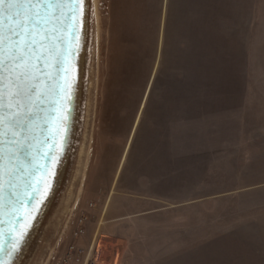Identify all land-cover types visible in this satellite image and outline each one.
<instances>
[{"label":"rangeland","instance_id":"rangeland-1","mask_svg":"<svg viewBox=\"0 0 264 264\" xmlns=\"http://www.w3.org/2000/svg\"><path fill=\"white\" fill-rule=\"evenodd\" d=\"M80 59L70 148L14 264L71 244L72 264H264V0H91Z\"/></svg>","mask_w":264,"mask_h":264},{"label":"water","instance_id":"water-1","mask_svg":"<svg viewBox=\"0 0 264 264\" xmlns=\"http://www.w3.org/2000/svg\"><path fill=\"white\" fill-rule=\"evenodd\" d=\"M54 11L63 40L60 48L68 52L63 65L67 76L63 70L57 76L51 58L47 68L42 61L36 75L45 93L43 101H24V107L15 110V127L7 123L13 114L0 111V264H14L25 247L52 194L74 132L84 23L77 25L79 32L73 37L70 8L62 14ZM45 74L55 79H46ZM60 85L66 91L56 102L52 92Z\"/></svg>","mask_w":264,"mask_h":264},{"label":"snow or ice","instance_id":"snow-or-ice-1","mask_svg":"<svg viewBox=\"0 0 264 264\" xmlns=\"http://www.w3.org/2000/svg\"><path fill=\"white\" fill-rule=\"evenodd\" d=\"M65 7L70 8L72 35L76 37L77 25L90 18L91 0H71L70 4L66 0H0V111L13 114L7 121L13 127L18 123L15 110L24 107V101L35 104L44 99L36 75L42 61L47 68L51 58L57 76L60 70L67 76L63 65L68 52L60 48L63 40L58 35L61 29L56 26L59 18L54 11L62 14ZM45 78L55 79L50 74H45ZM63 91V85L53 90L56 102Z\"/></svg>","mask_w":264,"mask_h":264},{"label":"built area","instance_id":"built-area-1","mask_svg":"<svg viewBox=\"0 0 264 264\" xmlns=\"http://www.w3.org/2000/svg\"><path fill=\"white\" fill-rule=\"evenodd\" d=\"M84 222V219L81 220ZM85 233V229L81 228L77 233V236H81ZM85 251L75 246L74 244L68 245L62 257L58 260V264H72L80 263L84 261Z\"/></svg>","mask_w":264,"mask_h":264},{"label":"crops","instance_id":"crops-1","mask_svg":"<svg viewBox=\"0 0 264 264\" xmlns=\"http://www.w3.org/2000/svg\"><path fill=\"white\" fill-rule=\"evenodd\" d=\"M170 248H172V246ZM190 262H191V260L189 258L188 262L187 263L185 262L183 264H190ZM146 263H148V264H182V261H180V257L169 256V257L165 258V256H162L161 258L156 257V258H154V260H149Z\"/></svg>","mask_w":264,"mask_h":264},{"label":"bare ground","instance_id":"bare-ground-1","mask_svg":"<svg viewBox=\"0 0 264 264\" xmlns=\"http://www.w3.org/2000/svg\"><path fill=\"white\" fill-rule=\"evenodd\" d=\"M84 42V41H83ZM80 61H81V59H80ZM81 64V63H80ZM80 76H81V71H80ZM80 80V79H79ZM75 127V126H74ZM74 133V132H73ZM73 137V136H72ZM72 141V140H71ZM71 144V143H70ZM69 148H70V146H69ZM69 150V149H68ZM67 153H68V151H67ZM67 153H66V155H67ZM66 155H65V157L62 159V161H61V163H60V165H59V170H58V175H57V177H56V182H57V180H58V178H59V175H60V171H61V169H62V166L64 165V162H65V158H66ZM50 199V198H49ZM48 204V203H47Z\"/></svg>","mask_w":264,"mask_h":264}]
</instances>
